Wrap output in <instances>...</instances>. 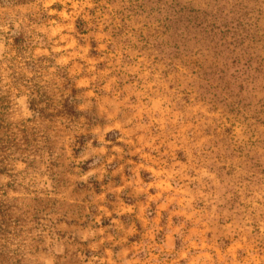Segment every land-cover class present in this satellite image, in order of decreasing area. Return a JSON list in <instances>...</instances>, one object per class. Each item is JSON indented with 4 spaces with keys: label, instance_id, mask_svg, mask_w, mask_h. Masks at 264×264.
<instances>
[{
    "label": "rangeland",
    "instance_id": "obj_1",
    "mask_svg": "<svg viewBox=\"0 0 264 264\" xmlns=\"http://www.w3.org/2000/svg\"><path fill=\"white\" fill-rule=\"evenodd\" d=\"M170 1L0 0V264H264V0Z\"/></svg>",
    "mask_w": 264,
    "mask_h": 264
},
{
    "label": "trees",
    "instance_id": "obj_2",
    "mask_svg": "<svg viewBox=\"0 0 264 264\" xmlns=\"http://www.w3.org/2000/svg\"><path fill=\"white\" fill-rule=\"evenodd\" d=\"M207 4L208 3L204 1L203 5L205 6V8H200L196 7L194 0L170 1L169 8L172 9L174 16L173 25L176 26L177 24H180L182 27V31L179 30L178 32V37L181 39V45H185L186 43L188 44L189 37L187 38V36L191 30L189 27H198L200 26V24L207 22L206 17L208 13L205 11ZM206 29L207 26H205V33L207 31ZM201 39H204V37H202ZM218 95H220V93H218Z\"/></svg>",
    "mask_w": 264,
    "mask_h": 264
}]
</instances>
